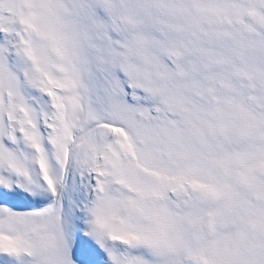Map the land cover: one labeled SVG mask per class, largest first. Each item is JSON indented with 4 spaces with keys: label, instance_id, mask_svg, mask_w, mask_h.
Returning a JSON list of instances; mask_svg holds the SVG:
<instances>
[{
    "label": "snow or ice",
    "instance_id": "6c2138e0",
    "mask_svg": "<svg viewBox=\"0 0 264 264\" xmlns=\"http://www.w3.org/2000/svg\"><path fill=\"white\" fill-rule=\"evenodd\" d=\"M0 264H264V0H0Z\"/></svg>",
    "mask_w": 264,
    "mask_h": 264
}]
</instances>
